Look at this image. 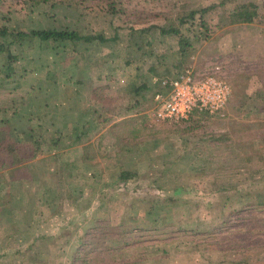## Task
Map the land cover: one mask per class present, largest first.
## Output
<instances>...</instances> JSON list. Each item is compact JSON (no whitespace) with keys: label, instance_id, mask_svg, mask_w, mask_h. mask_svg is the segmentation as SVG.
<instances>
[{"label":"rangeland","instance_id":"1","mask_svg":"<svg viewBox=\"0 0 264 264\" xmlns=\"http://www.w3.org/2000/svg\"><path fill=\"white\" fill-rule=\"evenodd\" d=\"M242 1L255 2L257 15L230 23ZM195 8L206 9L181 24ZM261 23L264 0H0V28L10 32L52 25L114 34L73 42L9 35L0 52V264H264L259 93L254 116L238 108L246 114L234 122V151L226 108L195 111L177 125L149 115L159 84L191 55L198 67L221 63L238 93L254 91L256 56L239 55V38L255 36L260 52ZM170 24L189 36L187 54L177 34L160 32ZM81 68L109 82L126 77L120 104L104 101L121 118L106 112L103 123L86 125L80 111L62 110L69 93L45 96L53 82L77 80ZM135 72L147 84L136 100L129 95ZM71 125L90 130L73 142L80 133H69ZM97 127L119 130L122 144L110 134L100 139ZM137 128L150 129L138 142ZM167 133L170 140H162ZM31 147L36 155L24 160Z\"/></svg>","mask_w":264,"mask_h":264},{"label":"crops","instance_id":"2","mask_svg":"<svg viewBox=\"0 0 264 264\" xmlns=\"http://www.w3.org/2000/svg\"><path fill=\"white\" fill-rule=\"evenodd\" d=\"M248 34L249 33L243 34L246 36H242L241 38H239V42L242 44L239 55H245V56L249 55V57L252 58V56H250V54H248V52L251 51L256 56V61H257L256 72L257 73L254 74L253 77H255V79H256L257 86H255V89L252 92L246 93V92L240 91V93H238L239 90H236V88L234 89L235 83H234L232 76L228 77V78L226 76V79H228L232 84V91H234L233 93L231 92V95L228 97V99L226 101V105H225V108L227 109L226 113H227V115H229L227 119L230 120L229 125L228 126L226 125L227 130H226L225 135L229 136V141L231 144H230L228 150H231V151H234L235 149L236 150L240 149V144H238V141H237V139H239V138L236 135H234L233 131L236 130L235 124H238L237 120L242 119V117H243L242 115L246 114V112L245 111L240 112L239 109H241L243 106H246V107L248 106L247 107V111L249 112L248 115L250 117L254 116V114L252 112H253V109L258 107L256 97L259 98L258 97L259 95H260V99L258 101L260 103V123H264V23L260 24V52L256 47V41H254L255 36L251 37V35H248ZM224 45H225V47H227V43H225ZM183 67L180 70H177L173 76H175L178 72H180L183 69ZM78 74H79L78 79L74 80V81H70V82H68V81L59 82L58 81L55 84L53 82L52 83L53 85L50 86V90L47 91L45 96L49 95V98H50L51 96H54L57 93H61V91H63L65 93V95H66V93H69L66 95L65 101L62 102L63 103L62 110L66 111L65 115H67L69 112H72V111H80V116L84 120V122H85L84 124H86V125L90 124L91 122H94L96 125H99L97 123V121L100 120V118H99V115H101L100 113L108 112L109 114L113 115L112 119H114V116H116L115 115L116 104H114V103L120 104V98L119 97L121 96V93H120L121 85L125 84V82L122 83L121 80L124 81L126 79V77H122L120 79V81H115V79H113L111 82H109L106 80H102L100 78L101 76L99 74H93L91 76H90V74L89 75L86 74V76H87L86 77L83 74L82 68L80 69ZM256 75H259V76H256ZM140 78H142V77H141V74H138V72H135V73L130 75L131 88L129 91L130 92L129 95L131 96L132 99L139 97L138 95L140 94V92L139 93L135 92L136 81H139V83H141V84L143 83L142 86H144V87L147 86L145 81L138 80ZM247 84H248V81H247ZM38 87H39V84L37 85L36 88H38ZM166 88L167 87L161 83V84H159L157 91L165 92ZM240 88L241 89L247 88V86H245V84H243L240 86ZM157 91H155L154 94ZM258 93H259V95L257 96ZM154 94H153V96H154ZM153 96H152V102L154 104ZM64 98H65V96H64ZM107 98H110L114 102V103L110 104V108H106V104L104 102ZM134 100H136V99H134ZM37 101L40 102L39 99H37L35 101H33L32 99H29L30 104L37 102ZM251 102H253L254 107L249 105V103H251ZM44 103H46V102H44ZM53 104H55V102H53ZM249 109H251V111ZM137 112H139V111H137ZM194 112L190 115V117L187 120L195 117ZM72 117H74V116L72 115ZM121 117L122 116H119L114 120H117ZM152 120L153 119L151 118V121ZM153 122L163 124V122H161V121L157 122V121L153 120ZM234 122H235V124H234ZM150 123H149V125H150ZM187 123H189V122H187ZM32 127L34 128L35 126H32ZM177 127H181V126H176V128ZM160 128H164V127L160 126ZM69 129L71 130L69 133L74 132L76 134L75 131L78 132L75 125H71L69 127ZM137 129L135 130L136 142L141 140L142 137H144L145 135H149V133H150L149 128H148L149 130L144 129V128H140V129L137 128ZM87 130H90V129H82V131H87ZM178 130H180V129L171 130L172 134L178 135ZM96 131H97L96 133L99 134L100 139L103 138L105 134H107V135L110 134L113 136V138L111 140L113 143L118 144V143H121V141H122V139H120V137H119L120 136L119 130H116L113 128H108V127H102V128L97 127ZM161 131H163V130H161ZM174 131H177V132H174ZM80 132L81 131H79L78 133H80ZM74 133H72V134H74ZM191 134H193V133H191ZM168 135H169L168 133L165 135L162 134V136H163L162 140L169 141L170 138L167 137ZM115 136L118 138H115ZM175 139L179 140L180 136H177ZM173 145H174V147H176V144H173ZM169 146H170V144H169ZM198 146H200V145H198ZM171 150H173V149L171 148ZM197 150L201 151L202 149L197 148Z\"/></svg>","mask_w":264,"mask_h":264},{"label":"built area","instance_id":"3","mask_svg":"<svg viewBox=\"0 0 264 264\" xmlns=\"http://www.w3.org/2000/svg\"><path fill=\"white\" fill-rule=\"evenodd\" d=\"M192 56L180 72L162 81L166 91L154 94L149 112L153 120L177 125L194 111L223 114L232 84L223 74L222 64L214 60L198 67Z\"/></svg>","mask_w":264,"mask_h":264},{"label":"trees","instance_id":"4","mask_svg":"<svg viewBox=\"0 0 264 264\" xmlns=\"http://www.w3.org/2000/svg\"><path fill=\"white\" fill-rule=\"evenodd\" d=\"M203 9H206V8H200V9L195 8V9L190 10V12L186 16L183 15L181 17V19H180L181 24H184L185 22H187L188 18H193L196 15L195 12H197L198 10H203ZM256 15H257L256 3L252 2V1H242L239 4H237L236 7L230 11L228 21L230 23L250 22L254 19V17ZM193 23L194 22H191V24H193ZM201 31L202 30H198V32H201ZM160 32L177 34L178 35L177 41H178L179 52L181 55L187 54V52L189 50V46L191 44V41L189 39V36H187L181 32L179 26H177V25L175 26L173 24H170L167 26H162L160 28ZM9 35L10 36L13 35V37H15V39L18 38L19 41L24 39V38H28V37L29 38H38L42 41L50 40V41H55V42H64L67 40L73 42L75 40H81V39L89 41V40H92L95 38H98L99 40L103 41L106 39L114 38V34H112V36L111 35L107 36L104 34V32L83 33L76 27L70 28V27H64V26L58 27V26L50 25V26H46V27L31 28V29H19L18 28V30H16L15 32H10L4 28H0V52H2L5 49V42L8 40ZM15 39H13V41ZM8 41H12V40L10 39ZM9 57H7L6 60H9ZM152 67H154V65L151 66V68ZM142 84L139 83V81H136V86H135V92L136 93H139L141 88L144 87V86H142ZM100 114L102 115L104 113H100ZM100 120L97 121L98 124L104 122V120H102V118ZM20 133L22 136H25L24 131H22ZM84 134H85V131H81L80 134H76L73 142H77L79 140H82L81 138L84 137L83 136ZM61 136H62V132L60 131V134H57V136H56L57 138L54 141L56 143H58V140H59V138H61ZM71 137H72V134H68L67 138H71ZM31 141L38 144L39 138L33 137ZM30 149H32V151H33V152H31L32 154L24 155V157H25V158H23L24 160H26V158L34 157L36 155L35 149L32 147ZM3 204H4V202L0 201V207H2ZM5 247H7V246H5ZM3 254H5V253H3Z\"/></svg>","mask_w":264,"mask_h":264}]
</instances>
